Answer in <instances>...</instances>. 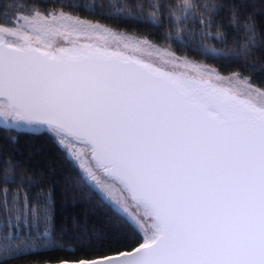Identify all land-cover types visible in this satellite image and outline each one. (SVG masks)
<instances>
[{
	"label": "snow or ice",
	"instance_id": "snow-or-ice-1",
	"mask_svg": "<svg viewBox=\"0 0 264 264\" xmlns=\"http://www.w3.org/2000/svg\"><path fill=\"white\" fill-rule=\"evenodd\" d=\"M9 7L0 15V127L46 131L118 225L104 236L85 226L57 243L53 190L0 151V264H264V88L180 57L169 41L172 31L184 46L185 34L199 35L194 51L214 59L252 55L264 37L244 0L108 5L117 18L167 21L169 48L59 0ZM225 10L228 25L217 22ZM41 251L70 255L35 259Z\"/></svg>",
	"mask_w": 264,
	"mask_h": 264
},
{
	"label": "trees",
	"instance_id": "trees-1",
	"mask_svg": "<svg viewBox=\"0 0 264 264\" xmlns=\"http://www.w3.org/2000/svg\"><path fill=\"white\" fill-rule=\"evenodd\" d=\"M20 2L21 0H0V15L4 14L6 8L8 14H11L14 9L9 6ZM40 2L43 7H48L57 0H40ZM59 2L71 6L75 14L84 18L98 21L101 25L118 29L119 32L155 42L160 47L169 48V44L165 43V37L170 32L167 21L161 26H154L146 17L117 18L108 7L112 0H59ZM244 2L248 5L243 10L244 15L251 17L260 37H264V0H244ZM230 16L231 13L225 10L217 17V22L222 19L224 24L228 25ZM187 27L199 33L198 24L189 21ZM226 31L230 47L235 34L230 27L226 28ZM211 33L215 35L216 25L211 28ZM183 40L187 46L177 42L174 31L169 36L171 48L180 57L188 56L200 64L214 66L220 74L225 76L241 73L250 78L254 87L264 88V45H261L260 38L257 40V47L251 50L252 55L241 56L239 61L214 59L209 53L194 51L201 44L199 35L193 39L185 34ZM203 44L227 52V47L215 39L203 41ZM8 137L14 138L12 146L8 142ZM0 151L18 163L17 172L26 169L29 174H35L40 178L46 190L48 188L53 190L57 243L61 242V237L63 242L73 243L72 237L79 235L80 230L85 226L89 233L94 232L104 236L106 230L118 225L116 210L101 200L95 192L79 184L77 169L46 131L28 132L0 127ZM32 191L35 192L36 189ZM120 234L123 235V232ZM61 255H70V253L41 251L40 255L34 258L45 260ZM77 255H83V253L78 251Z\"/></svg>",
	"mask_w": 264,
	"mask_h": 264
},
{
	"label": "rangeland",
	"instance_id": "rangeland-1",
	"mask_svg": "<svg viewBox=\"0 0 264 264\" xmlns=\"http://www.w3.org/2000/svg\"><path fill=\"white\" fill-rule=\"evenodd\" d=\"M120 34H122V35H125V36H129V37H131V38H133V39H136V38H139V37H136V36H133V35H129V34H125V33H122V32H120ZM56 43L57 44H60L61 43V41L59 40V38H57L56 39ZM161 48H163V47H161ZM225 76V75H224ZM226 76H229V75H226ZM16 130V129H15ZM20 131H28V130H24V129H22V130H20ZM28 132H30V131H28ZM42 132V131H41ZM58 145V144H57ZM106 202V201H105ZM107 203V202H106ZM114 209V208H113ZM115 210V209H114Z\"/></svg>",
	"mask_w": 264,
	"mask_h": 264
}]
</instances>
